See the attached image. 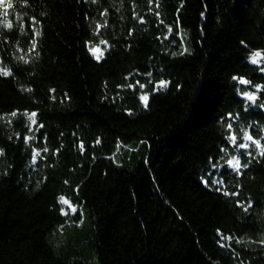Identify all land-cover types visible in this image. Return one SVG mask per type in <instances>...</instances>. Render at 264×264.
<instances>
[{"label": "trees", "instance_id": "trees-1", "mask_svg": "<svg viewBox=\"0 0 264 264\" xmlns=\"http://www.w3.org/2000/svg\"><path fill=\"white\" fill-rule=\"evenodd\" d=\"M262 68L264 0H5L0 264H264Z\"/></svg>", "mask_w": 264, "mask_h": 264}, {"label": "snow or ice", "instance_id": "snow-or-ice-1", "mask_svg": "<svg viewBox=\"0 0 264 264\" xmlns=\"http://www.w3.org/2000/svg\"><path fill=\"white\" fill-rule=\"evenodd\" d=\"M5 3V0H0V7H2ZM8 7H12V4L11 2L8 3ZM11 26V25H9ZM93 52H96V51H99V49H92ZM261 56V53L260 52H255L252 57H251V63L253 64H257V57H260ZM21 59H23V57H21ZM97 59H99V57H97ZM261 71H264V68L261 69ZM0 74L2 75H11V72H8V71H4L3 69H0ZM240 83L242 84H249L250 81H247V80H244V79H240L239 81ZM167 86V82L166 81H160L159 83V87L163 88V87H166ZM244 95L247 97V99L249 101H252L253 103L256 102L257 100V96L251 92H246L244 93ZM141 99L144 101L145 103V107H147V102H148V99L149 97L147 95H144L141 97ZM264 106V105H262ZM12 115H15V113H13ZM36 114L35 113H32V116H35ZM229 118H231V114H229ZM228 129L231 130L232 129V125L231 124H228ZM243 139L245 141H250L251 142V145H255L257 149L260 150V155L261 156H264V145L261 144L260 140L259 139H255L250 133L248 132H243ZM228 139L232 142V144L235 146L236 145V142H237V136L235 133H232ZM251 145L249 143H240L238 145L239 148H242V149H249L251 147ZM249 156H251V153L249 152L248 153ZM228 165L232 168H234L237 172H239L240 170V166H241V162H240V158L239 157H233L232 159H229L227 161ZM244 167H247V164H244L243 165ZM212 167L214 168L215 165H212ZM208 177L209 178H212L213 177V173L211 171H209L207 173ZM206 184L208 183L207 180L204 181ZM212 183L213 184H216L217 181L215 179H212ZM233 195H237V193H233ZM60 201L61 203L63 204H66L69 206V208L71 209L72 212H75L76 209L74 207H72L71 205V202L67 199H65L64 197H61L60 198ZM252 205L249 204V207H251ZM245 211H247V209H245ZM65 215H67L68 213L65 212L64 213ZM262 243H264V241H262Z\"/></svg>", "mask_w": 264, "mask_h": 264}, {"label": "rangeland", "instance_id": "rangeland-1", "mask_svg": "<svg viewBox=\"0 0 264 264\" xmlns=\"http://www.w3.org/2000/svg\"><path fill=\"white\" fill-rule=\"evenodd\" d=\"M96 52H98V51H96ZM257 58H259V57H257ZM78 227H81V223H79Z\"/></svg>", "mask_w": 264, "mask_h": 264}]
</instances>
